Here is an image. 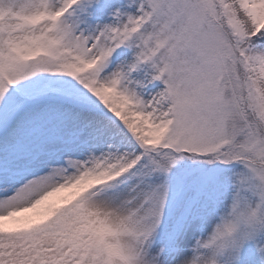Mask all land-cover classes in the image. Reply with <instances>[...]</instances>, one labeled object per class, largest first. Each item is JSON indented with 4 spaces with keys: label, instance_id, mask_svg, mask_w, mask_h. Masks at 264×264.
Segmentation results:
<instances>
[{
    "label": "snow or ice",
    "instance_id": "snow-or-ice-1",
    "mask_svg": "<svg viewBox=\"0 0 264 264\" xmlns=\"http://www.w3.org/2000/svg\"><path fill=\"white\" fill-rule=\"evenodd\" d=\"M0 264H264V0H0Z\"/></svg>",
    "mask_w": 264,
    "mask_h": 264
}]
</instances>
